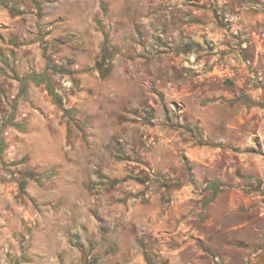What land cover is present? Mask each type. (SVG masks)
Here are the masks:
<instances>
[{"label": "rangeland", "instance_id": "374dc122", "mask_svg": "<svg viewBox=\"0 0 264 264\" xmlns=\"http://www.w3.org/2000/svg\"><path fill=\"white\" fill-rule=\"evenodd\" d=\"M0 264H264V0H0Z\"/></svg>", "mask_w": 264, "mask_h": 264}]
</instances>
